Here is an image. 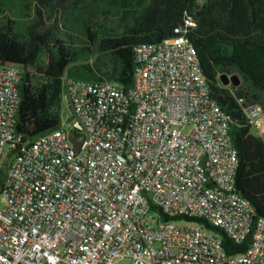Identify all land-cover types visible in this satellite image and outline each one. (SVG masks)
Instances as JSON below:
<instances>
[{
    "label": "built area",
    "instance_id": "obj_1",
    "mask_svg": "<svg viewBox=\"0 0 264 264\" xmlns=\"http://www.w3.org/2000/svg\"><path fill=\"white\" fill-rule=\"evenodd\" d=\"M194 27L135 46L128 88L64 75L70 119L32 140L17 130L21 71L0 66V264H264V219L234 191L231 120L210 102ZM244 114L264 139L262 105ZM222 235L247 249L228 255Z\"/></svg>",
    "mask_w": 264,
    "mask_h": 264
},
{
    "label": "trees",
    "instance_id": "obj_2",
    "mask_svg": "<svg viewBox=\"0 0 264 264\" xmlns=\"http://www.w3.org/2000/svg\"><path fill=\"white\" fill-rule=\"evenodd\" d=\"M6 3L0 0V15ZM17 6L26 18L34 9L35 17L22 32L13 20L0 23V66L21 71L17 130L30 140L59 127L64 75L128 88L135 46L172 37L184 20L195 23L185 35L210 97L231 120L238 159L234 191L251 204L255 218L264 219V139L244 114L245 106L259 103L258 94L264 93V0H17ZM85 6L92 21L79 24L76 18ZM235 74L241 79L238 87L221 84V75ZM6 167L4 162L0 191ZM248 244L249 238L237 244L222 235L228 255L245 252Z\"/></svg>",
    "mask_w": 264,
    "mask_h": 264
},
{
    "label": "rangeland",
    "instance_id": "obj_3",
    "mask_svg": "<svg viewBox=\"0 0 264 264\" xmlns=\"http://www.w3.org/2000/svg\"><path fill=\"white\" fill-rule=\"evenodd\" d=\"M6 1H7V3H6V6L4 7L5 11L3 12L2 15H0V23L1 22H5L7 19L13 20L15 22L14 25H15L16 30L22 32L23 29L25 28V26L27 24L31 23V21L35 17L34 9H33V11L31 10V12L29 14H27L29 16L26 18L21 13H19L20 8L17 6V0H12V1L6 0ZM87 12L91 13V9L89 10V8H87L86 6H85L84 9H81V7H80V11L78 12V17L76 18V19H78L77 21H79L77 23L80 24L81 21H86V22L92 21V20H90L89 16L87 15V14H90V13H87ZM43 19L47 23L50 22V21L46 20L44 18V16H43ZM68 20H70V19H68ZM112 22H115V20L112 21ZM50 24H51V22H50ZM59 31L61 32V29ZM88 57H89V61H92L94 59L93 56H88ZM82 59H84V57ZM84 61L85 60H83L82 62H84ZM235 75H237V74H235ZM239 79H240V77H239ZM240 83H241V79H240ZM258 95L260 97L259 103L262 106H264V93L263 94H258ZM70 116H71V114H70V111L67 108L65 97H62V109H61L60 127H64L63 125H65L67 123V121L70 119ZM186 131H187V129H186ZM253 132L255 134H257L256 130H254ZM116 264H130V261L128 259H124V260L118 261Z\"/></svg>",
    "mask_w": 264,
    "mask_h": 264
},
{
    "label": "water",
    "instance_id": "obj_4",
    "mask_svg": "<svg viewBox=\"0 0 264 264\" xmlns=\"http://www.w3.org/2000/svg\"><path fill=\"white\" fill-rule=\"evenodd\" d=\"M220 82L223 86L231 85L233 87H238L240 85V79L237 75L227 76L221 75ZM75 149H78V146L75 145Z\"/></svg>",
    "mask_w": 264,
    "mask_h": 264
},
{
    "label": "bare ground",
    "instance_id": "obj_5",
    "mask_svg": "<svg viewBox=\"0 0 264 264\" xmlns=\"http://www.w3.org/2000/svg\"><path fill=\"white\" fill-rule=\"evenodd\" d=\"M185 22H186V23H192L189 19L185 20ZM180 31H181V27L178 28V29H175V30H174V35H173L172 37H177V36H178V33H179ZM210 102H213V105H214L215 107H220V106L218 105V103L216 102V100H214V99L211 98V97H210ZM223 116H229V115H227V114L223 111Z\"/></svg>",
    "mask_w": 264,
    "mask_h": 264
}]
</instances>
